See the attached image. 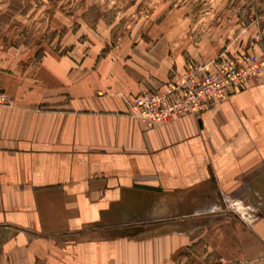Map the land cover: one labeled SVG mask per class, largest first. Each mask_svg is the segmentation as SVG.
<instances>
[{"label":"crops","instance_id":"0c3cea01","mask_svg":"<svg viewBox=\"0 0 264 264\" xmlns=\"http://www.w3.org/2000/svg\"><path fill=\"white\" fill-rule=\"evenodd\" d=\"M107 25L0 68V264L264 260V216L247 225L218 204L264 202V79L150 128L131 101L186 60L154 30L113 45Z\"/></svg>","mask_w":264,"mask_h":264},{"label":"rangeland","instance_id":"374dc122","mask_svg":"<svg viewBox=\"0 0 264 264\" xmlns=\"http://www.w3.org/2000/svg\"><path fill=\"white\" fill-rule=\"evenodd\" d=\"M28 5V13L21 14L19 6ZM100 18L108 24L113 45L130 36L145 41L154 30L153 35H165L170 52L182 54L186 63L223 52L264 54V0H0V68L26 57L25 46L41 54L47 48L65 52L72 35H96ZM218 204L247 225L264 216V202L258 198L226 194ZM198 249L205 250L203 242Z\"/></svg>","mask_w":264,"mask_h":264},{"label":"built area","instance_id":"2783aa9c","mask_svg":"<svg viewBox=\"0 0 264 264\" xmlns=\"http://www.w3.org/2000/svg\"><path fill=\"white\" fill-rule=\"evenodd\" d=\"M263 79L264 54L233 56L223 52L206 61L190 60L164 86L135 97L130 114L150 128L160 126L186 116H197L228 100L249 83ZM9 105V96L0 90V107Z\"/></svg>","mask_w":264,"mask_h":264},{"label":"trees","instance_id":"16d2710c","mask_svg":"<svg viewBox=\"0 0 264 264\" xmlns=\"http://www.w3.org/2000/svg\"><path fill=\"white\" fill-rule=\"evenodd\" d=\"M19 8H20L19 12H20L21 14H27L28 11H29V9L31 8V6L28 5V6L24 7V8H22L21 6H19ZM6 20H7V19H6ZM8 22H9V20L2 22V24H3V23H8ZM42 55H43V52H42V54H41V51H38L37 54H36V57L38 58V57H41Z\"/></svg>","mask_w":264,"mask_h":264},{"label":"water","instance_id":"95a60500","mask_svg":"<svg viewBox=\"0 0 264 264\" xmlns=\"http://www.w3.org/2000/svg\"><path fill=\"white\" fill-rule=\"evenodd\" d=\"M137 186L142 187V188H147V189H160L159 187L146 185V184H137Z\"/></svg>","mask_w":264,"mask_h":264}]
</instances>
